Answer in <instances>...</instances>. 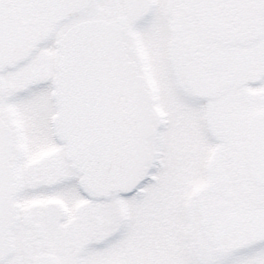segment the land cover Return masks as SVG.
<instances>
[{"label": "snow or ice", "instance_id": "1", "mask_svg": "<svg viewBox=\"0 0 264 264\" xmlns=\"http://www.w3.org/2000/svg\"><path fill=\"white\" fill-rule=\"evenodd\" d=\"M0 264H264V0H0Z\"/></svg>", "mask_w": 264, "mask_h": 264}]
</instances>
